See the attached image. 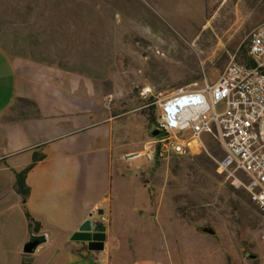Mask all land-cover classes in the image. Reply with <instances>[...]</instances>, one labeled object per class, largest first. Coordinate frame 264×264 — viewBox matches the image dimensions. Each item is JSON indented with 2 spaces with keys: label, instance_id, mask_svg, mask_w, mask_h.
<instances>
[{
  "label": "rangeland",
  "instance_id": "rangeland-1",
  "mask_svg": "<svg viewBox=\"0 0 264 264\" xmlns=\"http://www.w3.org/2000/svg\"><path fill=\"white\" fill-rule=\"evenodd\" d=\"M262 19L264 0H0V46L69 73L75 90L60 120L96 122L95 102L117 117L99 210L113 228L111 264H264L262 216L242 186L217 172L215 141L194 157L135 158L153 139L157 102L205 77L217 81L234 56L244 61Z\"/></svg>",
  "mask_w": 264,
  "mask_h": 264
},
{
  "label": "crops",
  "instance_id": "crops-1",
  "mask_svg": "<svg viewBox=\"0 0 264 264\" xmlns=\"http://www.w3.org/2000/svg\"><path fill=\"white\" fill-rule=\"evenodd\" d=\"M68 75L56 65L12 55L0 46V264H23L24 259L32 264H111L113 228L99 210L111 182L117 117L95 102L96 122L81 117L62 122L75 90ZM34 154L44 158L26 175L30 193L24 201L16 173L32 164ZM93 170L98 180L91 179ZM27 213L40 222L36 236L44 238L32 254L24 253L32 241ZM89 219L104 222L102 251L72 240ZM135 264L168 263L150 259Z\"/></svg>",
  "mask_w": 264,
  "mask_h": 264
},
{
  "label": "built area",
  "instance_id": "built-area-1",
  "mask_svg": "<svg viewBox=\"0 0 264 264\" xmlns=\"http://www.w3.org/2000/svg\"><path fill=\"white\" fill-rule=\"evenodd\" d=\"M248 39L245 60L232 57L217 81L205 77L157 102L160 134L135 158L194 157L215 141L223 153L217 172L245 189L264 224V22ZM151 93L150 87L142 91Z\"/></svg>",
  "mask_w": 264,
  "mask_h": 264
},
{
  "label": "water",
  "instance_id": "water-1",
  "mask_svg": "<svg viewBox=\"0 0 264 264\" xmlns=\"http://www.w3.org/2000/svg\"><path fill=\"white\" fill-rule=\"evenodd\" d=\"M160 134L159 130L154 128L152 131V136L156 137ZM102 214V212H100ZM205 233L210 235H214L215 231L211 228L204 229ZM72 240L77 242L87 243L89 250L91 251H102L105 247L106 242V227L102 220H87L80 228L78 232H76ZM41 243L36 240H32L28 242L24 247L25 254H32L38 248ZM246 258L256 259V255H252L249 252L245 254Z\"/></svg>",
  "mask_w": 264,
  "mask_h": 264
},
{
  "label": "trees",
  "instance_id": "trees-1",
  "mask_svg": "<svg viewBox=\"0 0 264 264\" xmlns=\"http://www.w3.org/2000/svg\"><path fill=\"white\" fill-rule=\"evenodd\" d=\"M150 107H151V110L150 111L152 112L153 109H155V105L152 104ZM153 122H154V128H155L157 126V122L154 119H153ZM151 136H152V132H151ZM43 158H44L43 155L34 154V158H33L32 164L29 165L27 168H25L22 172L16 173V189L20 193V195L22 196V198L24 199V201H26L28 199L29 193H30V190H29L28 186L26 185V175L28 174V172L31 169L34 168V166L36 165V163L39 162ZM249 211H250L249 213L246 211V216H247L248 220L250 221V217L252 215V210L249 209ZM260 214H261V212H260ZM261 216H262V214H261ZM27 218H28V222H29V228H30V231L32 233V240H36V241H39L40 243H42L44 241V238L43 237H40V236H36L40 232V230H41V224H40V222H38L34 218H32L29 215V213H27ZM26 257H29V256L26 255ZM23 264H32V263H31L30 260H27V259L25 260L24 259Z\"/></svg>",
  "mask_w": 264,
  "mask_h": 264
},
{
  "label": "flooded vegetation",
  "instance_id": "flooded-vegetation-1",
  "mask_svg": "<svg viewBox=\"0 0 264 264\" xmlns=\"http://www.w3.org/2000/svg\"><path fill=\"white\" fill-rule=\"evenodd\" d=\"M154 129L151 130V132L153 131Z\"/></svg>",
  "mask_w": 264,
  "mask_h": 264
}]
</instances>
